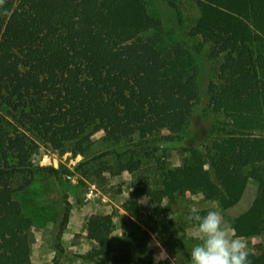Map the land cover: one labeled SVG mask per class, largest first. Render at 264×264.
Wrapping results in <instances>:
<instances>
[{"label": "trees", "instance_id": "1", "mask_svg": "<svg viewBox=\"0 0 264 264\" xmlns=\"http://www.w3.org/2000/svg\"><path fill=\"white\" fill-rule=\"evenodd\" d=\"M196 2L200 14L189 31L200 40L195 53L167 38L148 0L0 4V264H33V219L16 194L39 171H63L35 165L31 152L41 143L87 155L93 127L107 143L130 145L117 154L120 169L141 171L137 155L160 154V179L146 188L155 215L169 209L164 199L175 203L186 192L230 208L253 178L257 194L233 228L239 237L264 233V0ZM206 44L209 58L220 59L218 81L207 86L215 115L209 124L200 115L194 65ZM169 148L187 153L181 166L167 167ZM102 163L104 171L109 165ZM142 193L138 188L125 202L130 214L139 213ZM115 225L114 214H93L87 236L96 245L83 257L93 264L152 263L151 233L125 225L115 238ZM248 259L264 264V247Z\"/></svg>", "mask_w": 264, "mask_h": 264}, {"label": "rangeland", "instance_id": "2", "mask_svg": "<svg viewBox=\"0 0 264 264\" xmlns=\"http://www.w3.org/2000/svg\"><path fill=\"white\" fill-rule=\"evenodd\" d=\"M148 2L152 13L160 17L167 38L183 42L195 53L200 40L191 37L189 31L200 14L196 0ZM208 51L209 44H206L195 55L194 61L201 79L202 95L198 107L202 110L203 124H209L215 118L209 105L207 86L211 81H218L220 63V59H210ZM88 134L91 149L87 155L75 154L71 150L59 152L41 143L37 151L31 152L35 165H53L63 170L60 177L37 172L33 184L16 194L33 219V224L27 226L33 264H93L83 256L96 245L87 236V221L96 213L114 214L115 238L124 233L125 225L136 232L148 230L151 233L149 250L153 262L138 264H192L190 252L199 241L196 238L197 223L189 219L191 209H198L201 216L208 211L219 212L224 225L235 233L234 219L250 207L257 194L258 183L250 178L239 202L225 209L217 200L206 199L199 192H186L179 195L175 203L170 204L164 199L161 204L169 206V209L157 216L154 214L156 201L146 193V188L160 179L156 175L160 154L157 157L144 153L137 155L142 163L141 171L120 169L116 164L117 154L130 146L128 142L107 143L98 127L91 128ZM109 150L110 153L104 154ZM99 155H102L101 158L96 159ZM186 155L181 149L169 148L163 158L168 168H174L183 164ZM102 160L109 165L104 171L101 170L104 165ZM86 161L88 163L82 165ZM138 188L143 192L138 197L140 211L130 214L124 204L135 197ZM66 214L68 221L63 223ZM241 238L247 242L249 254L257 255L264 247V233ZM161 249L166 251L167 258L157 262L155 258L160 255Z\"/></svg>", "mask_w": 264, "mask_h": 264}, {"label": "clouds", "instance_id": "3", "mask_svg": "<svg viewBox=\"0 0 264 264\" xmlns=\"http://www.w3.org/2000/svg\"><path fill=\"white\" fill-rule=\"evenodd\" d=\"M3 3L4 0H0V4ZM191 213L189 219L197 223L199 241L190 252L192 264H251L247 242L224 225L219 212L208 211L201 216L199 210L193 208ZM166 258V251L161 249L155 260Z\"/></svg>", "mask_w": 264, "mask_h": 264}]
</instances>
